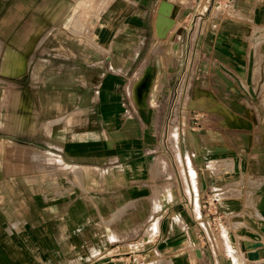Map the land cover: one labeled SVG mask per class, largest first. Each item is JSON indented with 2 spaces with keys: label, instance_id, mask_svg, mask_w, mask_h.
<instances>
[{
  "label": "crops",
  "instance_id": "crops-1",
  "mask_svg": "<svg viewBox=\"0 0 264 264\" xmlns=\"http://www.w3.org/2000/svg\"><path fill=\"white\" fill-rule=\"evenodd\" d=\"M219 4L0 0L37 115L0 130V264H225L223 235L264 264V0Z\"/></svg>",
  "mask_w": 264,
  "mask_h": 264
},
{
  "label": "rangeland",
  "instance_id": "rangeland-1",
  "mask_svg": "<svg viewBox=\"0 0 264 264\" xmlns=\"http://www.w3.org/2000/svg\"><path fill=\"white\" fill-rule=\"evenodd\" d=\"M226 0H221V4L218 6L221 10L226 12ZM1 44V43H0ZM16 62L14 63V74L18 75L20 70H24V63L20 59H16ZM3 70V64H0V125H3L7 123V128L3 129L0 128L1 131L5 132L6 135L15 134L19 129V126H23L31 120L32 117H36V112H33L32 115H20V107L22 105L21 97L19 94L20 86L26 87L27 81L26 80H9L4 79L3 73H5ZM34 78L36 79V75H34ZM21 87V88H22ZM1 132V133H3ZM5 135V134H3ZM35 158V155L32 156ZM236 194H230L229 196H232L233 198ZM226 196V195H225ZM210 206V205H209ZM209 209V210H208ZM206 212L208 213L209 221L211 223H215L217 226V222L213 220V217L211 215L212 209L208 208ZM209 211V212H208ZM246 222H244L245 224ZM221 230L227 232L229 225L226 223V221L218 223ZM243 226L240 225V222H237L236 229H240ZM235 229V230H236ZM225 239L227 237L230 240H225L226 243L224 244L225 247V264H244L246 259L244 258V254L239 249V241L242 238H246L245 235H223ZM264 235H258V239H262ZM239 253V254H238ZM155 255V256H152ZM150 256H139L136 257L132 263L134 264H172L173 261L169 260L167 261L165 258H162V262L154 261L153 259L157 258L156 254H152Z\"/></svg>",
  "mask_w": 264,
  "mask_h": 264
},
{
  "label": "bare ground",
  "instance_id": "bare-ground-1",
  "mask_svg": "<svg viewBox=\"0 0 264 264\" xmlns=\"http://www.w3.org/2000/svg\"><path fill=\"white\" fill-rule=\"evenodd\" d=\"M160 11H161V13L162 14H166V15H169L170 13H171V6L170 5H168V4H163L162 6H161V8H160ZM165 17H160V19H159V23H158V30H157V36L159 37V38H162L163 36H164V33H163V25H164V22H165ZM159 44H158V41H157V39L155 40V42H154V51L156 52H158V48H159V46H158ZM153 51V50H152ZM151 51V52H152ZM155 52H152V53H155ZM156 52V53H157ZM150 59V58H149ZM35 79V78H34ZM139 96V95H138ZM263 232V234H264V230L262 231ZM245 240V239H244ZM264 240V239H263ZM249 241V240H248ZM254 242V241H253ZM240 244V243H239ZM250 248H252V249H260L259 250V252H260V254L261 253H264L263 252V250H264V242H262V241H258V242H254V244H252L251 246H250ZM239 254V253H238ZM250 257H252V258H254V259H250ZM257 257V258H256ZM259 258H260V255H259V253L258 252H255V253H248L247 254V259L249 260L250 259V261H258L259 260ZM134 264V263H133ZM157 264V263H156Z\"/></svg>",
  "mask_w": 264,
  "mask_h": 264
},
{
  "label": "water",
  "instance_id": "water-1",
  "mask_svg": "<svg viewBox=\"0 0 264 264\" xmlns=\"http://www.w3.org/2000/svg\"><path fill=\"white\" fill-rule=\"evenodd\" d=\"M256 258H257V257H256ZM250 259H254V258L250 257ZM250 259H249V260H250ZM132 264H133V263H132Z\"/></svg>",
  "mask_w": 264,
  "mask_h": 264
},
{
  "label": "built area",
  "instance_id": "built-area-1",
  "mask_svg": "<svg viewBox=\"0 0 264 264\" xmlns=\"http://www.w3.org/2000/svg\"><path fill=\"white\" fill-rule=\"evenodd\" d=\"M207 205H209V204H207ZM207 210V209H206ZM209 210V209H208ZM209 212V211H208ZM212 215V214H211Z\"/></svg>",
  "mask_w": 264,
  "mask_h": 264
}]
</instances>
